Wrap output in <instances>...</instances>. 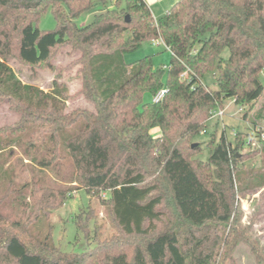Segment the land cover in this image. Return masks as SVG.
<instances>
[{"label":"trees","instance_id":"16d2710c","mask_svg":"<svg viewBox=\"0 0 264 264\" xmlns=\"http://www.w3.org/2000/svg\"><path fill=\"white\" fill-rule=\"evenodd\" d=\"M98 6L103 12L91 23L76 25ZM48 8L56 30L37 27ZM158 39L172 54L166 83L151 57L132 64L124 57ZM64 48L78 53V93L94 109L70 111L76 94L66 84L44 91L11 65L56 70ZM211 73L216 89L204 83ZM162 89L161 101L143 102ZM262 97L264 0H177L160 19L145 0H0V105L20 115L0 129V264H228L240 242L264 264L240 212V194L264 188V141L247 153V134L234 144L215 134L206 160L203 144H194L223 101L252 108ZM15 148L33 172L23 184L15 180ZM254 155L257 165H246ZM76 187L97 199L108 194L102 202L116 234L70 253L55 246L49 216Z\"/></svg>","mask_w":264,"mask_h":264},{"label":"rangeland","instance_id":"374dc122","mask_svg":"<svg viewBox=\"0 0 264 264\" xmlns=\"http://www.w3.org/2000/svg\"><path fill=\"white\" fill-rule=\"evenodd\" d=\"M145 1L149 9L152 10L154 17L160 19L177 0ZM103 8L104 6H98L88 10V12L75 19L76 25L78 27L87 26L94 20L96 15L103 12ZM37 27L40 30H56V21L51 9H46L40 16ZM171 55V51L167 50L163 44L157 47L153 41H145L135 52L127 53L124 57L125 61L130 64L136 63L142 58L151 57L154 67L157 69L162 68L166 72L163 78V82L166 83L167 69L172 59ZM221 55L224 59H227L230 56V52L226 49ZM77 57V52L64 48L59 51L53 61L56 70L48 68L31 69L17 61H12L11 65L23 83L36 85L44 91L52 89L55 81L66 84L71 93L73 95L76 94L68 102L70 111L75 110V108L94 109L93 104L86 101L78 93L81 88V79L76 73L78 66L73 64ZM215 81L214 73L208 74L204 79L205 85L212 89L217 87ZM151 101V95L146 93L143 97V102ZM223 102L224 114L219 117H211L207 123V129L194 140V144H203L202 152L199 155L201 160L208 158L210 152L206 147V143L215 134H217L218 138L222 133L226 134L231 144H234L237 133L247 134L245 140L251 141L250 145L244 148V152L247 153L262 147V141L264 140L257 136V132L258 128L264 131V97L259 99L252 108H249V106L242 108L233 99H227ZM248 110H250L249 118L245 120L244 114ZM19 119L20 115L10 109L7 104L0 105V129L11 128ZM155 132L156 130L152 131V134H156ZM259 159L258 155H254L246 161V165L255 167ZM11 160L16 164V171L18 172V177L15 178L16 183L23 184L28 182L33 172L30 170L28 160L22 155L19 148L13 150V159ZM240 196L241 223L245 227L250 228L248 236L251 244L264 255V188L259 190L251 189L241 193ZM66 197L67 199L62 207L53 211L49 216V223L53 226V241L57 249L70 253H81L86 250H92L94 247L104 243H109L116 234V229L108 206L102 202V200L107 199L108 194L103 193L97 199L94 196H89L84 189L76 187V190L68 192ZM18 209L20 217L25 219L23 216L26 217L27 214L24 215L22 208ZM2 210L10 211L5 206L2 207ZM91 211L93 212V217L89 220L87 216H89L88 214ZM15 214L14 216H18V214ZM78 216H81V227L76 225L79 220ZM42 233H46V230L43 229ZM26 237L30 238L31 235ZM256 254L257 250H253L249 244L240 242L228 264H258Z\"/></svg>","mask_w":264,"mask_h":264},{"label":"built area","instance_id":"2783aa9c","mask_svg":"<svg viewBox=\"0 0 264 264\" xmlns=\"http://www.w3.org/2000/svg\"><path fill=\"white\" fill-rule=\"evenodd\" d=\"M114 1H118V0H114ZM154 44L157 47L158 46H161L163 44L166 47L167 50L169 49V47H167L165 45V43L161 39L154 40ZM187 77H189L188 72H186V73H184V75H182V78L183 79L184 78H187ZM166 93H167V89L160 90L153 97L152 103H157V102L161 101L164 98V96H165ZM241 110H243V109H241ZM223 114H224V109L219 108L216 111L212 112V116L211 117H219V116H222ZM257 133H258L257 136L261 137V139L264 140V131H262L261 129L258 128V132ZM250 142H251L250 140L247 142V146L250 145Z\"/></svg>","mask_w":264,"mask_h":264},{"label":"water","instance_id":"95a60500","mask_svg":"<svg viewBox=\"0 0 264 264\" xmlns=\"http://www.w3.org/2000/svg\"><path fill=\"white\" fill-rule=\"evenodd\" d=\"M126 22H130V17H126Z\"/></svg>","mask_w":264,"mask_h":264}]
</instances>
